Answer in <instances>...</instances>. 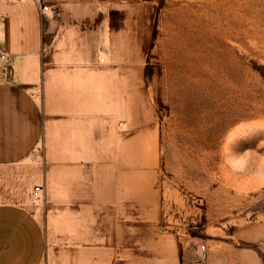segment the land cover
<instances>
[{
  "label": "rangeland",
  "instance_id": "1",
  "mask_svg": "<svg viewBox=\"0 0 264 264\" xmlns=\"http://www.w3.org/2000/svg\"><path fill=\"white\" fill-rule=\"evenodd\" d=\"M38 1L43 136L6 179L41 264H264V61L218 0Z\"/></svg>",
  "mask_w": 264,
  "mask_h": 264
},
{
  "label": "crops",
  "instance_id": "2",
  "mask_svg": "<svg viewBox=\"0 0 264 264\" xmlns=\"http://www.w3.org/2000/svg\"><path fill=\"white\" fill-rule=\"evenodd\" d=\"M25 11L31 15L25 19ZM24 17V18H23ZM37 7H0V47L11 54L13 77L0 71V264H41L45 235L37 218L9 200V180L43 136L44 120L35 89L39 80ZM7 178V179H6Z\"/></svg>",
  "mask_w": 264,
  "mask_h": 264
},
{
  "label": "bare ground",
  "instance_id": "3",
  "mask_svg": "<svg viewBox=\"0 0 264 264\" xmlns=\"http://www.w3.org/2000/svg\"><path fill=\"white\" fill-rule=\"evenodd\" d=\"M216 4V1H215ZM218 6L224 10L230 24V31L225 35V42H229L232 50L237 48L252 58L264 61V22L255 24L257 20L250 19L240 0H218ZM221 30L224 31L221 25ZM228 39V40H226ZM243 40H247L245 43Z\"/></svg>",
  "mask_w": 264,
  "mask_h": 264
},
{
  "label": "built area",
  "instance_id": "4",
  "mask_svg": "<svg viewBox=\"0 0 264 264\" xmlns=\"http://www.w3.org/2000/svg\"><path fill=\"white\" fill-rule=\"evenodd\" d=\"M0 1L6 2L9 0H0ZM34 3H35V5L38 9V12L41 16H44L45 14L51 12V10H52L50 5L41 3L38 0H35ZM0 65H2V67H3L4 76L10 78L13 75L12 56L10 53H8L7 51H5L4 49H1V48H0ZM43 191H44V188L41 184L35 185L32 188L31 195L33 198L38 199L42 196Z\"/></svg>",
  "mask_w": 264,
  "mask_h": 264
}]
</instances>
